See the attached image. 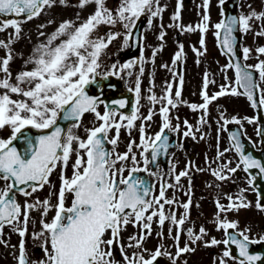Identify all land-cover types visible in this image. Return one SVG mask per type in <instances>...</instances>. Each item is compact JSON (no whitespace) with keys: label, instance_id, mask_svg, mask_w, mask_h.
I'll use <instances>...</instances> for the list:
<instances>
[{"label":"snow or ice","instance_id":"6c2138e0","mask_svg":"<svg viewBox=\"0 0 264 264\" xmlns=\"http://www.w3.org/2000/svg\"><path fill=\"white\" fill-rule=\"evenodd\" d=\"M67 3L68 0H0V16L5 18L0 20V33L12 29L6 41L0 40V49L5 52L0 57V130L11 131L7 139L0 138V245L14 250L16 264H154L162 255L168 256L171 264H177V259L182 254L195 251L188 244L183 248L179 247L182 232H186L191 244H196L207 235L203 227L199 229V233L193 228H184L192 205L191 179L189 190L184 193L188 197L187 202H178L175 194L172 198L166 195L169 189H180L181 178L187 177L190 167L194 165L186 166L178 174L175 165H172L170 174L174 182L168 183L164 177L169 173L161 175L157 163L159 158L169 152V136L166 132L180 133V123L173 124L172 110L185 103L181 100L183 74L170 69L168 64L161 65L172 72L179 86L173 93V82L166 81L162 94L157 96L153 91L154 82L150 81L148 95L144 97L148 102L145 116L140 115L141 77L145 71L143 56L139 61V75L136 76L135 87L129 89L135 93V103L130 115L119 111L127 106V101L123 99L114 101L115 107L105 104V110L101 113L98 109L103 101L89 95L86 90L91 85L102 90L100 79L106 80L118 72L128 70V75H132L131 69L138 66L137 61L124 63L118 69L113 64L101 76L98 71L101 68V57L117 40L122 41L123 47H130L138 21L146 18L150 28L154 20L162 18L166 6L161 5V0H116V6L110 8L107 0H78L75 6L80 10L94 6L89 15L80 20V13L77 12L76 20L60 22L50 34L43 31L46 24L38 25L39 35L44 36L45 40L37 44L24 59L26 70L13 76L10 65L15 53L12 46L21 38L22 24L40 17L58 4L67 6ZM220 4L224 6L226 0H220ZM202 7L204 13L201 22L195 27H182L179 23L182 0H177L175 12L171 16L173 23L168 25L182 32L201 33L199 43L204 51L192 48L197 57L203 56L206 51L203 34L209 30V0H203ZM262 20L264 11L257 13L253 10L248 15L239 16H227L222 11L221 21L213 26L214 36L218 47L224 50L223 54L232 57L222 71L234 69L235 79L232 83L221 85L220 90L210 96L207 89L214 81H210L209 74L205 72L200 93L203 102L199 105H187L193 112L202 110L203 115L198 118L199 126L196 127L187 120L183 121L186 129L182 133L183 137L197 139L196 133H200L201 127L207 124L209 105L218 97L243 95L252 108L264 110V88L260 86L264 83V60H259L255 65H242L238 62L235 59L237 36L234 35L237 32L246 34L252 31L251 22ZM53 23L55 21L51 19L47 22L48 25ZM101 26L108 29L104 35L97 34ZM160 28L158 40L163 42L166 32L162 24ZM255 35L264 36V25ZM162 49L163 43L153 50L151 62L154 63L155 56ZM255 51L258 59L259 56H264V46ZM242 52L244 60L250 58L249 48H243ZM185 57L184 46L179 44L173 55L172 65H178ZM196 63H200L199 59ZM28 65L31 67L28 68ZM253 71L258 73L259 83L254 78ZM227 79L226 76L225 80ZM85 114H92L94 122L92 127L84 129L85 137L82 138L76 130L81 127ZM157 115L160 117L159 131L150 136L146 126L150 127ZM175 119L179 121L178 116ZM245 119L250 124L257 122L256 119ZM137 120L141 121L138 127L139 143L130 140L127 150L118 152L116 149L121 129L127 130L131 135ZM220 120L223 123L218 128L217 156L213 162L219 163L226 152L234 150L239 157V163L232 168L231 161H228L220 163L215 169L209 164L208 168L197 171L210 172L217 181L229 180L237 171L248 173L247 182L258 195L256 207L264 210V205L259 202V199H264V192L256 187L258 180H264V162L246 154L245 145L236 132L229 136L232 147L220 151V131H226L225 126L228 124L241 123L235 117L231 120L225 119L223 112L220 113ZM60 121L66 122V130L60 125ZM32 129L42 134L30 135ZM113 131L115 135L109 138ZM257 134L264 135V127L258 128ZM199 139H205V134L201 133ZM134 147L140 150L139 159L133 152ZM129 163L131 167H128ZM141 163L143 167L140 166ZM150 164L157 170H150ZM69 165L72 170L70 177L66 175ZM57 169L59 189L50 192L47 199H37L29 203L27 198L45 185L52 187L50 177ZM251 170L257 172L253 173ZM138 173L163 180L158 195L153 192L154 185L145 177L137 175ZM208 187L212 185L209 184ZM245 191L241 189L235 198L225 194L227 205L216 200L217 230H223L226 238L222 241L212 238L205 243V247L225 245L219 264H228V260H232L233 264H264V257L250 252V245L264 243V237L260 240L250 239L248 229L229 234V229H237V222L220 219L222 213L250 207V202L243 195ZM17 195L26 198L23 203L17 200ZM69 195L71 204L66 206ZM52 196L56 197L55 205L51 203ZM166 205L169 206L167 212ZM177 206L184 209L179 218ZM53 208L55 214L48 219ZM34 212L39 217L35 221L32 217ZM154 221L161 229L166 222L170 224L168 236L174 241L175 257L169 253L162 254L160 248L163 245H160L155 252L149 253L150 258H145V253L149 250L144 248V243L152 234ZM30 224L38 225L39 230L34 227L29 233ZM129 225L138 229V232L129 235L125 241L122 233ZM5 228L20 238L18 245H10V237L5 239ZM173 228L176 230L175 236L172 235ZM157 235L163 239L162 231ZM29 236L38 242L36 247L42 252L41 258H29L26 249V238ZM230 246H235L238 250L236 255ZM17 249L18 255L15 251ZM117 249L119 260L115 255Z\"/></svg>","mask_w":264,"mask_h":264},{"label":"flooded vegetation","instance_id":"af4514ba","mask_svg":"<svg viewBox=\"0 0 264 264\" xmlns=\"http://www.w3.org/2000/svg\"><path fill=\"white\" fill-rule=\"evenodd\" d=\"M70 0H68L69 2ZM151 39H158L152 36ZM171 40L180 39L178 37L172 38ZM168 39V40H169ZM145 49L144 46L142 48V56L144 57ZM169 68L172 69V61L168 62ZM169 77H172V72L169 71ZM167 80L162 79V86L164 88L165 82ZM142 82V81H141ZM173 93L178 87L173 83ZM130 88L134 89L135 85H129ZM142 91V89H141ZM190 111L191 109L187 107ZM249 111L252 112L251 107H248ZM239 110L237 112H229V107L227 102H221L218 107H210L208 110L207 116V124L201 127V132L196 133L197 139L193 140L191 137H183L182 133L186 130L183 126V121L187 120L194 127L197 125L198 119H192L190 116L181 117L180 110L177 109L172 110L173 115V124L177 122L180 123L181 129L180 133L171 132L176 138L177 147L173 153L177 150H180L176 160L172 159L169 164L163 165L159 164V173L163 175L164 173H169V175L164 177L168 183H173V178L170 174V169L172 165H175L176 173L178 174L180 171L185 170L186 166L194 165V167H190L189 175L187 177H182L180 181V189L174 190L169 189L166 193L168 198H172L175 194L178 202L183 203L187 202L188 197L184 194L189 190V179H191V199L192 205L190 207V215L184 228H193L196 233H199V229L203 227L206 230L207 235L203 237V239L196 244H191L188 241L186 232H182L179 241V247L183 248L185 244H188L190 247L194 248L195 251H191L188 253L182 254L177 259V264H219V259L221 257L222 252L225 250V245L219 244L213 247H205L206 242H210L212 238L217 239L218 241H222L226 238V234L223 230H217L216 225V200L218 199L221 204L227 205L228 200L225 198V194L232 195L234 198L237 194H239L241 189H245L246 191L243 193L244 198L247 202H250V207L241 208L238 211L225 212L220 214L221 220H228L230 222H237V229H229L232 234H237L240 231H244L248 229L247 234L250 239L260 240V238L264 237V210L258 209L256 207V203L258 202L257 192L249 186L248 179L249 174L243 171L237 172L231 175V179L225 181H217L214 177L211 176L210 172L207 171H197V169L208 168L209 164L211 168L215 169L219 166L220 163H226L231 161L230 167L235 168L237 164V155L234 150L226 152L224 157L221 159L219 163H215V158L217 156V132L219 126L223 123L220 120V113H224L225 119L231 120L233 117L239 119L241 123L239 124L242 128L245 137L252 141L256 149L260 148V140L257 134L258 123H248L245 119L246 117H242L244 113V107H238ZM142 112V108L140 113ZM190 114V112H189ZM229 114H232L229 116ZM179 117V121L175 119V117ZM158 117V124H160V117ZM249 119H254L251 117ZM227 129V125L225 126ZM201 133L205 134V139H199ZM181 145L183 147H181ZM229 136L226 131H220L219 133V150L223 151L225 148H231ZM186 156L190 159L189 163H186ZM207 157V162H206ZM228 174L227 172L225 173ZM163 180H158L154 182V194H159L160 184ZM211 184L212 187H208ZM219 185V187H217ZM169 206H165L166 212L168 211ZM177 218L184 212L183 208L176 207ZM170 224L168 222L165 223L163 229L157 227V229H153L154 233L152 236H149L144 243V248L148 249L149 252L145 253V258H150L149 253L155 252L160 245L163 247L160 248L162 254L169 253L172 257L176 256V247L174 246V241L168 236V229ZM163 232V239L161 240L157 233ZM176 230L173 228L172 235L175 236ZM6 236V234H5ZM8 237L12 239V243L10 245H15V234L9 233ZM2 246L0 245V248ZM13 251L7 256H4L2 253V257L7 258L8 264H16V261L13 257ZM18 255V249L15 250ZM29 258L32 260L38 259L42 257V252L33 245H29L27 247ZM4 252V251H3ZM119 252L118 249L115 252ZM117 258L120 259V255L118 254ZM159 264H171V259L168 256H161ZM228 264H233L232 260H228Z\"/></svg>","mask_w":264,"mask_h":264},{"label":"rangeland","instance_id":"374dc122","mask_svg":"<svg viewBox=\"0 0 264 264\" xmlns=\"http://www.w3.org/2000/svg\"><path fill=\"white\" fill-rule=\"evenodd\" d=\"M174 1L176 2L177 0H161V5L166 6V10L163 12L162 14V18L159 19V23L157 25V29H156V34H160L161 28L160 25L162 24L164 27L166 26V23H173V21L171 20V16L173 15L174 12L171 11H175L176 9V3L174 4ZM184 2H182V9H181V20H180V25L182 27H186L188 25H192L193 27H195L197 24H199V20L201 19L204 9L202 7L203 4V0H183ZM216 0H209V7H208V11H209V30L207 33L203 34L206 35V37L208 36V41L211 40L212 35H214L215 29H214V25L216 23H218L221 19V14H219L218 8L215 5ZM78 4V0H70L67 3V6H60L59 4L55 7H53L50 10H47L45 14H42L40 17L29 21L27 23L22 24V33H21V38L20 40H18L15 44H13L12 48H13V52L15 53V57L13 59V61L11 62L10 68L11 71L13 73V76H15V74L21 70H26L25 66H24V59H26L28 57V55L30 54L31 50L40 42L45 40L44 36H40L39 32L40 29H38V25L40 24H46L47 26L43 29V31L46 34H50L52 31H54V29L56 28V26L64 21V20H76L77 17V12L80 13V20L85 19L89 13L93 10V7H88L85 8L84 10H80L78 7H76L75 5ZM249 5H251V7H249ZM107 6L110 8H114L116 6V0H114V4L111 5L108 1H107ZM190 9V10H189ZM171 10V11H170ZM192 10V12H190ZM255 10L257 13L264 11V0H242V5H241V10L240 13L243 15H248L251 11ZM53 20L55 21V23L48 25L47 22L48 20ZM158 20V19H157ZM189 21L194 22L192 24L189 23ZM262 23H264V20L262 21H252V31L248 32L245 34V36L247 37L246 43L247 45L250 47L251 50H256L258 48L259 45L264 46V36H256L255 33L257 32V30H259V27H261ZM119 30V29H117ZM163 30L166 32L164 41L160 42L163 43V49L162 51H159L158 54V59L159 62L163 65L166 64L169 60V58H171V54L176 50L175 47L176 43L173 40H167V35H168V31L167 29ZM179 30V29H177ZM176 27H174V33L177 31ZM108 31L107 28L101 26L98 30V35H104L105 32ZM181 31V30H179ZM12 32V30H7V32L4 33H0V39L1 40H7L8 38V33ZM182 35L184 36V38H188L189 36L194 37L195 38V42L197 40V37L201 36V33L199 31H193V32H186L183 31ZM174 36V34H173ZM262 40V41H261ZM185 41L181 42V44H184ZM209 47L212 48V43L209 42L208 43ZM148 47L151 50L153 45L151 44V40H148ZM123 48L125 49V47L122 46V41L121 40H117L115 42H113L112 45H110V47L106 50L105 54L101 57V72H107L112 68V65L115 64L117 65V69L119 68L120 65L124 64V63H129L127 62V60H125L124 54H123ZM196 49H200V47L197 45ZM1 52L3 53V55H5L4 50L0 49V57H1ZM214 53V51H213ZM194 58L192 60V68L194 69L195 73L192 74V77L194 78L195 81V91L198 92L201 90V85L203 84V77H202V73H201V65L202 63L205 62L204 56H200L197 57L195 55V53H192ZM252 54V51H251ZM256 54V51H255ZM261 60H264V56H260ZM151 59V57H150ZM153 59V58H152ZM151 59V61H152ZM197 59H199L200 63L197 64L196 61ZM250 65H255L256 64V60L250 56ZM152 63V62H151ZM31 65H28V68H30ZM143 67L151 70L154 69L153 72L155 73L157 70V59L154 58V63L151 64V66L146 67L143 65ZM132 70V78L136 79V76L139 74V67H135ZM166 71H160L159 73H162V78H166ZM121 73V72H120ZM121 74L125 75V78L128 77V70H125L124 72H122ZM227 77H228V82L232 83L233 81V74L231 72L230 69L227 70ZM150 81H152L150 79ZM149 81V82H150ZM211 81H214V83H210L209 85L211 87H213L214 85L218 84V80L217 78H213ZM157 84H158V80H157ZM149 86V83H148ZM187 92L190 94L191 92V88L190 85H187ZM186 99H189V97L187 96ZM202 101H199L197 99H195V101L192 102V104H201ZM244 100L243 99H239L238 97H230L229 98V106L230 107H236L237 104L243 103ZM237 103V104H236ZM190 112V114H189ZM199 114H203L202 110L201 111H197V112H193L190 111L188 108H181L180 110V116L181 117H188L193 115L194 118H196ZM93 123H83L81 125V127L79 129L76 130V133L78 135H84L85 137V133H84V129L85 128H89L92 127ZM123 129V128H122ZM11 135V131L9 129H4V130H0V138H4L7 139L9 136ZM115 135V133H114ZM154 135V132H151L149 134ZM109 138H111V136H109ZM118 152L123 153L127 150V145L123 142L121 136L119 139V143L116 149ZM135 153L137 154V157L139 156V151H135ZM74 159V157H73ZM68 170L70 171V174L67 176H71L72 174V170H71V165H69ZM56 172H59V169H57ZM52 177V176H51ZM50 177V179H51ZM56 181L53 179L51 180V185L52 187L49 186L48 191L46 192L45 190H42L40 192H35L31 197H28V202L32 203L35 200L39 199V200H44L47 199V195L49 198V193L54 191V186L56 185ZM26 198L21 196L19 202L23 203L24 200ZM69 198L67 199L66 203H68ZM53 202V196L51 197V203ZM51 214L52 211L49 213L48 219L51 218ZM32 217L33 220H37L38 217V213H32ZM39 230L38 229V225H33L30 224L29 225V233H31L33 230ZM128 228H133L131 225H129L127 227ZM124 233V232H123ZM10 244L12 243V239L10 238ZM38 242L33 241L31 239V237H27L26 238V244H34L36 245ZM2 246V250L5 253H10L12 251L11 247L5 248L3 245ZM3 261H5V259L2 258V256L0 255V264H3Z\"/></svg>","mask_w":264,"mask_h":264},{"label":"water","instance_id":"95a60500","mask_svg":"<svg viewBox=\"0 0 264 264\" xmlns=\"http://www.w3.org/2000/svg\"><path fill=\"white\" fill-rule=\"evenodd\" d=\"M237 1L238 0H227L226 1V4L223 6L225 15H227V16H232V15L237 16V9H236V7H237ZM0 17H2L3 19H5L3 16H0ZM146 21L147 20H144V18H142L140 21H138V27L136 29H134V38L132 40V43L136 42V45L138 44L137 47L140 44L141 30H142V27H143V25H144V23ZM234 35L237 36V42H236V44L237 43L239 44V42H240V35L241 34L239 32H237V33H234ZM238 44H237V47L235 49V51H236V57H235V59L238 62L241 63V50H240V47H238ZM133 55L136 56L137 55V52L136 51H133ZM127 56L128 57H131L129 55H127ZM230 59L232 60V57L231 56H230ZM112 79L113 78L111 76H109L106 80L100 79V84L104 87L103 91L100 92V94L101 95L105 94L107 99H108V96H114L113 94L119 92V90H120V82L119 81H113L114 79L113 80ZM110 85H117L118 87L116 89H109L108 86H110ZM93 87H96V86L95 85H91V86H89L86 89L88 91V93L93 92L92 91V88ZM113 90H115V91H113ZM110 91H113V92H110ZM110 107H112V106H110ZM60 122L65 127L66 122H64V121H60ZM29 134L30 135H33V136H36V135L42 134V133H40L38 131H35V130H30ZM17 147L19 148V145L18 144H17Z\"/></svg>","mask_w":264,"mask_h":264}]
</instances>
